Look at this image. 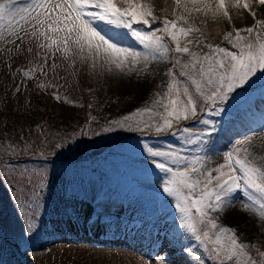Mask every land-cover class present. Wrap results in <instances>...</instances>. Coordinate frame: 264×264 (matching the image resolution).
<instances>
[{
  "label": "snow or ice",
  "instance_id": "1",
  "mask_svg": "<svg viewBox=\"0 0 264 264\" xmlns=\"http://www.w3.org/2000/svg\"><path fill=\"white\" fill-rule=\"evenodd\" d=\"M172 4L169 19L158 15L155 5L142 0H0V40L15 43L30 36L39 41V49L45 50V62L47 54L54 59L60 53L65 60L71 59L73 67L79 60L93 70L135 72L145 77L146 85L153 62L171 64L164 72L168 77L162 86L165 90L155 93L149 107L109 121L103 131L121 128L141 133L154 131L157 135L171 131L173 137H181L186 147L194 146L195 154L189 156L184 154L185 149L170 144L143 143V152L163 174L162 178L156 177L162 181V192L174 201L179 216L174 238L179 242L183 236L199 244L206 259L198 258V264H206V260L211 264H264V250L243 241L237 228L220 222L239 202L243 210L254 213L264 224V164L258 163L264 155H257L249 147L253 136L239 141L223 154V163L209 168L206 152L215 123L200 116L198 123L205 126L203 130L176 128L181 121L197 118L205 110L208 115L219 116L233 94L254 88L257 81L264 87V19H257L255 10L264 8V0H172ZM230 7L247 11L254 20L252 26H233L231 32L223 34V40L235 51L210 42L195 23L201 15L231 23ZM23 75L31 79L30 72ZM55 99L59 101L60 96ZM7 151L16 157L25 155L30 148L26 141L20 148L9 145ZM39 155L43 158L40 169H20L4 161L6 167L17 169V184L35 197L26 204L24 224L29 237L38 230L39 221V193L33 188L34 177L51 163L43 152ZM40 183L43 186V181ZM157 264L167 262L160 258Z\"/></svg>",
  "mask_w": 264,
  "mask_h": 264
},
{
  "label": "rangeland",
  "instance_id": "2",
  "mask_svg": "<svg viewBox=\"0 0 264 264\" xmlns=\"http://www.w3.org/2000/svg\"><path fill=\"white\" fill-rule=\"evenodd\" d=\"M142 2L155 5L162 18H172V0ZM164 8L167 12L159 11ZM260 9H255L256 18L264 19V8L262 14L258 13ZM229 12L236 19L245 15L253 20L243 9L230 7ZM195 23L210 42L235 51L223 40V34L233 30L226 19L201 15L196 17ZM167 42L172 46L170 40ZM38 43L30 36H24L23 41L16 40L15 43L0 40V264H26L22 258V245L27 236L24 224L25 212L28 211L26 204L35 198L32 191L23 190L17 184V169L6 167L4 161H10L20 169H40L43 163L40 152L51 163L34 177L33 188L39 193L40 205L38 229L67 219L71 223L74 220L81 223L86 220L83 215L88 208L95 211L102 203L115 206L118 213L132 208L151 215L155 213L162 221L166 219L164 229L170 226L177 232L179 216L174 201L163 194L162 181L156 179L158 175L162 178L163 174L155 169L143 152V143L156 146L170 144L185 149L184 154L189 156L195 154L194 146L186 147L181 137H173L171 131L159 135L154 131L141 133L121 128L107 133L103 131L109 121L124 116L115 110V105L135 103L136 109L147 107L143 101L132 102L140 86L145 84V77L132 72L134 80L131 82L134 84L129 86L133 92L122 97L115 91L116 86L113 88L115 69L110 73L100 68L93 70L79 60L73 67L71 59L65 60L60 53L54 59L47 54L49 58L45 62L43 56L46 52L37 47ZM171 67L167 61L153 62L150 67L147 81L158 79L160 93L165 90L162 86L168 80L164 72ZM175 71L178 76L179 68ZM24 72H30L31 79L25 78ZM41 84L44 87H40ZM238 92L239 95L233 94L234 98L224 105L225 111L219 116L208 115L205 110L198 113L197 118L176 125V128L187 126L199 132L205 127L198 123L200 116L215 123L206 152L209 168L223 163V154L231 151L246 136H253V145L249 146L251 150L264 155V87L257 81L254 88ZM56 96H60L59 101ZM26 141L30 151L25 155L14 157L7 151L9 145L20 148ZM258 163L264 164V160H258ZM116 175H126L131 187L124 188L116 181ZM236 205L242 208L239 202ZM99 208L98 212L113 210ZM238 208L235 206L227 212L220 222L236 228L229 221L235 220L231 212H237ZM75 211L79 217L72 218L71 213ZM243 211L250 216V225L246 235L237 229L241 239L264 250V224L254 213ZM190 241L197 247L200 257L206 259L199 244ZM252 255H256L255 251ZM206 264L211 262L206 260Z\"/></svg>",
  "mask_w": 264,
  "mask_h": 264
},
{
  "label": "bare ground",
  "instance_id": "3",
  "mask_svg": "<svg viewBox=\"0 0 264 264\" xmlns=\"http://www.w3.org/2000/svg\"><path fill=\"white\" fill-rule=\"evenodd\" d=\"M157 1L160 3L163 0ZM262 11L263 8L258 13L262 14ZM239 16H241L239 19L233 17L232 22L229 23L232 29L233 26L244 28L254 24L248 16ZM131 43L133 47L140 48L134 42ZM133 76V73H120L117 70L114 73L113 88L116 86L115 91L122 97L133 92L132 87L129 86L134 84L131 82L134 80ZM158 81V79L149 80L147 85L140 86L135 94L137 97L132 102L143 101L149 107L154 99L153 96L158 92L160 85ZM129 105H115V110L119 111L120 115L129 114L137 107L135 103ZM235 206L238 208L237 205ZM99 207L113 210L98 212ZM88 209L83 215L86 220L81 223H76L75 220L71 223L67 219L63 223L38 229L31 237L27 235L22 245V258L25 263L145 264L147 261L148 264H157L158 259L164 258L167 264H198V258H201L197 247L189 239H184L182 236L177 242L173 228L169 226L164 229L166 219L162 221V218L155 213L151 215L149 212H141L134 208L118 213L114 210L115 206L102 203L95 211ZM236 210L235 213L231 212L235 220L232 219L233 222L229 221V224H234L239 232L246 235L250 216L240 206ZM71 214L72 218L79 217L77 211Z\"/></svg>",
  "mask_w": 264,
  "mask_h": 264
},
{
  "label": "trees",
  "instance_id": "4",
  "mask_svg": "<svg viewBox=\"0 0 264 264\" xmlns=\"http://www.w3.org/2000/svg\"><path fill=\"white\" fill-rule=\"evenodd\" d=\"M116 181L119 183V184H121V185H123V187L124 188H129V187H131V184H130V180L127 178V176L125 175V176H121V175H116ZM127 182L129 183V184H127Z\"/></svg>",
  "mask_w": 264,
  "mask_h": 264
}]
</instances>
